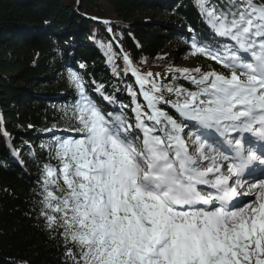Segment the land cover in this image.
I'll return each instance as SVG.
<instances>
[{"label":"snow or ice","instance_id":"1","mask_svg":"<svg viewBox=\"0 0 264 264\" xmlns=\"http://www.w3.org/2000/svg\"><path fill=\"white\" fill-rule=\"evenodd\" d=\"M198 3L219 39L192 55L224 71L170 67L165 84L125 55L131 117L69 71L76 135L55 138L37 200L63 264H264V0Z\"/></svg>","mask_w":264,"mask_h":264},{"label":"trees","instance_id":"2","mask_svg":"<svg viewBox=\"0 0 264 264\" xmlns=\"http://www.w3.org/2000/svg\"><path fill=\"white\" fill-rule=\"evenodd\" d=\"M193 37L219 39L198 0H0V264H63L62 242L42 229L37 200L41 171L57 138L51 132L75 133L68 130V117L79 97L69 71L107 111L128 105L124 111L131 117L127 86L135 85L121 51L143 72L168 71L176 57L190 59L191 69L224 71L192 55ZM161 77L165 84L172 81ZM176 83L193 87L182 78ZM99 85L113 102L96 91Z\"/></svg>","mask_w":264,"mask_h":264},{"label":"rangeland","instance_id":"3","mask_svg":"<svg viewBox=\"0 0 264 264\" xmlns=\"http://www.w3.org/2000/svg\"><path fill=\"white\" fill-rule=\"evenodd\" d=\"M108 13H110V12H108ZM170 67L191 69L194 67V64L191 62L190 59H184V58L176 57L175 60L173 61V64L170 65L169 67H167V69H169ZM154 73H159L161 75L163 72H161L160 70H157ZM62 137H64V136H62ZM50 163L55 165L57 163V161L50 159Z\"/></svg>","mask_w":264,"mask_h":264}]
</instances>
